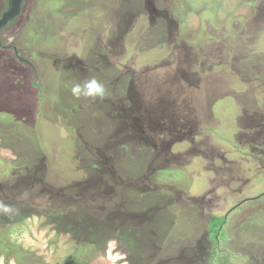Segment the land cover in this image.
Segmentation results:
<instances>
[{"label":"rangeland","instance_id":"rangeland-1","mask_svg":"<svg viewBox=\"0 0 264 264\" xmlns=\"http://www.w3.org/2000/svg\"><path fill=\"white\" fill-rule=\"evenodd\" d=\"M13 44L0 264H264V0H30Z\"/></svg>","mask_w":264,"mask_h":264},{"label":"clouds","instance_id":"clouds-1","mask_svg":"<svg viewBox=\"0 0 264 264\" xmlns=\"http://www.w3.org/2000/svg\"><path fill=\"white\" fill-rule=\"evenodd\" d=\"M71 95L76 99H88L95 101L96 99H102L106 94L105 84L95 76H90L89 78L83 80L82 82H77L72 85L70 89ZM17 209L10 205L0 202V212L5 214H10Z\"/></svg>","mask_w":264,"mask_h":264},{"label":"flooded vegetation","instance_id":"flooded-vegetation-1","mask_svg":"<svg viewBox=\"0 0 264 264\" xmlns=\"http://www.w3.org/2000/svg\"><path fill=\"white\" fill-rule=\"evenodd\" d=\"M8 2L9 0H0V20L2 19L3 14L8 9ZM29 3L30 0H24L21 6L20 15L14 17L13 19L7 21L4 25L0 26V46L6 48L8 47L10 49L12 48L15 53H19V51L13 44L14 36L16 34V31L21 30L23 13L26 11Z\"/></svg>","mask_w":264,"mask_h":264},{"label":"trees","instance_id":"trees-1","mask_svg":"<svg viewBox=\"0 0 264 264\" xmlns=\"http://www.w3.org/2000/svg\"><path fill=\"white\" fill-rule=\"evenodd\" d=\"M208 225H209V231H208L209 238L215 241V247L217 248V243L219 242L220 239L224 238L225 236V231L223 229V226L226 225V217L213 216ZM0 244L7 245L9 247L12 243H10L7 239H4V240H0ZM18 256L19 257L23 256V252L19 251Z\"/></svg>","mask_w":264,"mask_h":264},{"label":"water","instance_id":"water-1","mask_svg":"<svg viewBox=\"0 0 264 264\" xmlns=\"http://www.w3.org/2000/svg\"><path fill=\"white\" fill-rule=\"evenodd\" d=\"M23 2L24 0H9L8 9L3 14L2 19L0 20V26L4 25L7 21L13 19L14 17L20 15Z\"/></svg>","mask_w":264,"mask_h":264}]
</instances>
